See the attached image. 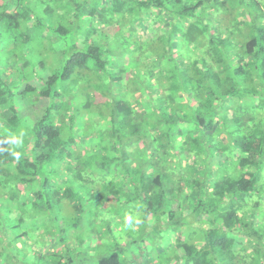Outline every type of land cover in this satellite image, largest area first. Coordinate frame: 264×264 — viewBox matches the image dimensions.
Instances as JSON below:
<instances>
[{"label":"trees","instance_id":"16d2710c","mask_svg":"<svg viewBox=\"0 0 264 264\" xmlns=\"http://www.w3.org/2000/svg\"><path fill=\"white\" fill-rule=\"evenodd\" d=\"M108 1L0 0V139L26 131L19 161L0 153V258L32 231L42 264H264V0ZM55 6L91 16L82 47ZM115 12L158 18L176 49L125 76L94 24Z\"/></svg>","mask_w":264,"mask_h":264},{"label":"rangeland","instance_id":"374dc122","mask_svg":"<svg viewBox=\"0 0 264 264\" xmlns=\"http://www.w3.org/2000/svg\"><path fill=\"white\" fill-rule=\"evenodd\" d=\"M105 5L109 7V1L105 0ZM56 11L53 13L51 19L47 21L48 24H51V21H56L55 23H61L63 26L65 25L69 32L67 33V36L69 38V42H72V39L75 40L77 44H80L82 47L83 41L86 35H88V31L90 29L86 19H89L90 15H84L83 12L81 16L75 17L70 11L67 12L64 11L63 14L65 17L62 19L56 15L57 12V6H55ZM89 9H86L87 11ZM59 11V10H58ZM127 18H124V17ZM123 12H115L110 13L107 19H110L111 22L116 23L115 25L110 24L108 21L106 23L101 24L97 21H94L95 26L99 29L98 34L99 36L97 38H101L100 42H103V45L109 48V51L114 55V58L116 59V62H112L113 65H118V67L126 66V73L125 76L132 77L134 76V60L137 59H143L144 61L148 62L151 66L157 67L161 63V57H159L157 48L162 45L160 41H166L167 42V49L168 50H175L176 46L171 45L168 43V39L164 36H167V33L165 32V29L163 27V23L158 18H155L153 20H150L151 22H148L145 17H143L141 14H136L130 17V15H125ZM62 19V20H61ZM119 22V23H118ZM118 26V28H115ZM117 29V31H116ZM139 37V38H138ZM137 39L140 41H137ZM172 42V41H171ZM173 43V42H172ZM140 56V57H139ZM137 58V59H136ZM146 66V65H145ZM151 73L148 72L144 75H142V80L145 84L150 83H158L156 80H152ZM153 76V75H152ZM156 76V75H154ZM153 88V86H152ZM149 91V90H148ZM147 95L150 97L151 101L153 102L154 109L159 108L161 112L164 111L163 107H161L160 101H157V97L159 94H155L153 91L148 92ZM127 95L132 96L133 92L128 91ZM97 110V109H95ZM94 110H90L87 112L84 117L87 120V123L89 125H92V130H96V133L100 128H102L103 122L98 120V117H95ZM98 114V113H97ZM80 129H77V132ZM89 134L87 135V141L90 142V139L93 138L91 134V130L89 128ZM89 135V136H88ZM97 138L101 137L96 136ZM93 142V141H92ZM210 150V149H209ZM214 151V149H211L210 152ZM102 156L101 154H99ZM106 161L108 162V159L106 156L101 157V162ZM220 160L217 157L210 156V160L208 161V164L205 166V177L203 176L202 180V189L206 190V187L209 189L208 185L211 183V179L213 178L212 172H217V174H220V172L223 171V168L216 170L213 168V165L218 167L220 165ZM213 163V165H211ZM105 174V173H104ZM217 174H215L217 176ZM2 203H0L1 206ZM3 210L7 212L8 205L3 203ZM116 210L112 212V216H110L113 219V216L116 215ZM192 217L194 218V223H198V220L195 219L194 215L191 216L188 220L192 222ZM259 227L262 226L261 222L258 224ZM264 229V228H263ZM264 233V231H262ZM164 233L167 235H172L173 233L169 229H164ZM156 233L153 232L152 235H155ZM163 236V235H162ZM26 244L28 247H22L23 251L16 250L15 247H11L10 254L11 259L5 260L3 258H0V264H42V260L39 255V248L41 246V242L37 240V237L33 234L32 231L26 232V238H25ZM97 243V241H96ZM95 243V244H96ZM33 244V246H32ZM30 245V246H29ZM250 246V245H249ZM261 246L264 247V236L261 242ZM38 247V249H37ZM107 247V246H105ZM45 247H43L44 249ZM108 248V251H110V248ZM23 252V253H21ZM183 253V251H181ZM13 256H16L13 258ZM261 257L264 262V252L261 250Z\"/></svg>","mask_w":264,"mask_h":264},{"label":"clouds","instance_id":"9594fccd","mask_svg":"<svg viewBox=\"0 0 264 264\" xmlns=\"http://www.w3.org/2000/svg\"><path fill=\"white\" fill-rule=\"evenodd\" d=\"M26 141V131L21 128L16 131H9L0 139V153H7L15 160L19 161L23 155V149ZM109 219L111 217H108ZM141 224V219L137 211L129 209L125 211L121 218V225L117 236L121 234L134 233Z\"/></svg>","mask_w":264,"mask_h":264}]
</instances>
